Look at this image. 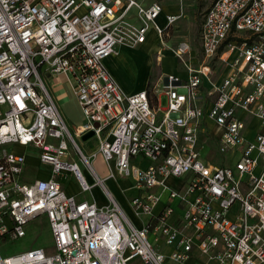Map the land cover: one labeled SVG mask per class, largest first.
Returning <instances> with one entry per match:
<instances>
[{"label": "built area", "instance_id": "2783aa9c", "mask_svg": "<svg viewBox=\"0 0 264 264\" xmlns=\"http://www.w3.org/2000/svg\"><path fill=\"white\" fill-rule=\"evenodd\" d=\"M208 1L201 63L190 65L180 43L185 78L126 94L104 61L152 30L165 47L182 15L160 26L163 0H0V249L39 217L53 245L0 252V264H264V0ZM43 78L69 84L82 126L71 129ZM87 134L88 157L77 143ZM15 146L37 153L47 177L25 181L28 156ZM96 156L112 165L106 179L134 184L138 225L93 169ZM67 173L81 193L100 188L107 205L67 195Z\"/></svg>", "mask_w": 264, "mask_h": 264}, {"label": "rangeland", "instance_id": "374dc122", "mask_svg": "<svg viewBox=\"0 0 264 264\" xmlns=\"http://www.w3.org/2000/svg\"><path fill=\"white\" fill-rule=\"evenodd\" d=\"M168 2L165 3V9L158 18L157 23L160 26H163V16L167 13H178L182 15V17L169 30L168 36L163 38V44L165 47L161 46L160 40L156 37L153 30L148 33L144 44L133 48L125 47V49L129 52L127 56L129 60L126 58L127 61L125 60V62L121 64L117 63L114 67H108L109 72L118 84H139L142 83L144 79H148L149 83H154L159 78L161 79L169 75L175 76L178 72L185 70L182 63H179L173 54V51L176 50L180 43H188L191 48V54H196L197 59L199 61L202 60L199 34L204 14L210 6L209 1L181 0L178 2L168 0ZM158 57H160V59H158ZM149 62L150 64H148ZM211 66L215 72L214 78H217L225 71L223 64L219 61H213ZM43 81L44 83H47L50 92L54 94L60 102L62 113L71 118V122H69L71 129L76 130L78 126L83 125L85 123L84 117L76 99L72 94L69 84L66 82L57 83L56 81L48 78H43ZM149 85L151 86V84ZM160 106L165 108V102H162ZM209 129L212 132L215 131L214 126H210ZM77 143L79 146H82L83 154L87 157L96 147V141L93 138H89L86 141L77 140ZM14 149L18 153H25L28 156L26 165V180L32 181L37 177H40L38 175L39 170L45 169V167L38 166L37 161L34 158L37 153H32L31 151L33 150L30 148L26 149L19 146H15ZM207 153V150L203 151L201 153V158H205ZM31 155L34 157H31ZM72 161L78 165L83 177L91 184L92 180L90 175L80 162L79 158H73ZM217 161H219V158H217ZM90 162L98 176L102 180H105L104 183L108 191L121 206L126 204L127 201L129 202L131 198L137 195L138 191L135 189L134 184L130 179L123 178L118 175H115L112 179H106L110 173V167L112 168V165L108 166L100 156H96ZM213 163L217 164L218 162ZM66 176L65 180H61V183L63 190L67 195L75 193V197H78V200L91 198V201H94V188L89 193H81L73 176L69 173H67ZM175 186H177V183H175ZM103 198L106 199L104 196ZM33 248H42L48 254L53 252L48 223L44 217L37 218L28 226L27 235L24 239L18 241H2L0 252L3 257H9ZM128 264L140 263L133 260Z\"/></svg>", "mask_w": 264, "mask_h": 264}, {"label": "crops", "instance_id": "0c3cea01", "mask_svg": "<svg viewBox=\"0 0 264 264\" xmlns=\"http://www.w3.org/2000/svg\"><path fill=\"white\" fill-rule=\"evenodd\" d=\"M168 2V0H163V5H164V7H163V11H164V9H165V3H167ZM169 3V2H168ZM163 13V12H162ZM167 14H176V13H167ZM167 14H165V15H167ZM164 15V16H165ZM164 16H163V23H164ZM156 37H157V35H156ZM147 39V38H146ZM146 42V41H145ZM128 51L125 49V47H121V48H118L117 49V55L116 56H112V57H115V58H108L107 60H105L104 61V65H105V67H106V69L109 71V69H108V67H114V66H116L117 65V63H119V64H121V63H123V62H125V60H126V58H127V56H128ZM131 58V57H130ZM128 60H129V58H127ZM158 59H160V57H158ZM127 61V60H126ZM187 62L190 64V65H192V66H194V67H197L200 63H201V61H199L198 59H197V56H196V54H190L189 56H188V58H187ZM148 64H150V62L148 63ZM110 73V72H109ZM224 73H225V71L221 74V75H219L217 78L218 79H220L223 75H224ZM111 74V73H110ZM176 76H179V77H181V78H185V76H186V74H185V70H183V71H181V72H178L177 73V75ZM113 77V76H112ZM150 79V78H149ZM160 79V78H159ZM159 79H157V81L159 80ZM57 83H60V82H62L61 80H59V79H57V80H55ZM156 81V82H157ZM156 82H154V83H156ZM149 80L147 79H144V81L142 82V83H139V84H118L119 86H120V88L124 91V93H126V94H135V93H139V92H141V91H144V90H146L147 88H148V86H149ZM153 85H158V84H151V86H153ZM53 96H54V98H55V100H56V102H57V104H58V106H59V108H60V110H62L61 109V104H60V102L57 100V98L55 97V95L53 94ZM161 100H162V102H165V97H161ZM62 112V111H61ZM63 114V116L65 117V119H66V121L69 123V122H71L70 120H71V118L69 117V116H67V115H65L64 113H62ZM80 126H82V125H80ZM79 127V126H78ZM80 141H83L82 139H80ZM82 147V146H81ZM96 148V147H95ZM31 157H33V156H31ZM28 158V157H27ZM35 158V157H34ZM36 159V158H35ZM36 161H37V159H36ZM37 164H38V166L40 167V165H39V163H38V161H37ZM26 165H27V161H26ZM26 165H25V174H24V180L25 181H27L26 180ZM44 170V171H43ZM46 169H42V170H39V176L40 177H37V178H46L47 177V171H45ZM71 178V177H70ZM71 182H72V180H71ZM171 183H172V185H173V187H179V185H180V181H178V180H174V181H171ZM175 183H177V186H175ZM94 195H93V198H94V201L93 202H95L98 206H100V207H103V206H105L106 204H107V200L106 199H104L103 198V196H104V194L101 192V190L100 189H98L97 187L96 188H94ZM100 190V191H99ZM97 191V192H96ZM68 195H70V196H73L74 195V197L76 196L75 195V193H72V194H68ZM112 195V194H111ZM99 196H100V199H99ZM105 197V196H104ZM76 199L78 198V197H75ZM115 199V198H114ZM78 200V199H77ZM78 201H88V202H91V198H84V199H80V200H78ZM118 203V202H117ZM119 204V203H118ZM120 205V204H119ZM122 205H123V203H122ZM120 207L122 208V210L125 212V214L127 215V217L131 220V221H133V223H135V224H137V221L135 220V218L133 217V215H132V213H131V210H130V207H129V202L127 201V203L126 204H124L123 206H121L120 205ZM138 225V224H137ZM133 261V260H132ZM136 261H138V260H136ZM139 262V261H138ZM140 263V262H139ZM141 264V263H140Z\"/></svg>", "mask_w": 264, "mask_h": 264}, {"label": "water", "instance_id": "95a60500", "mask_svg": "<svg viewBox=\"0 0 264 264\" xmlns=\"http://www.w3.org/2000/svg\"><path fill=\"white\" fill-rule=\"evenodd\" d=\"M91 134H87V135H85L83 138H82V140L83 141H86L87 139H89V138H91Z\"/></svg>", "mask_w": 264, "mask_h": 264}, {"label": "trees", "instance_id": "16d2710c", "mask_svg": "<svg viewBox=\"0 0 264 264\" xmlns=\"http://www.w3.org/2000/svg\"><path fill=\"white\" fill-rule=\"evenodd\" d=\"M148 84H150V83H148ZM150 86V85H149Z\"/></svg>", "mask_w": 264, "mask_h": 264}]
</instances>
